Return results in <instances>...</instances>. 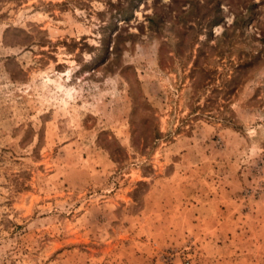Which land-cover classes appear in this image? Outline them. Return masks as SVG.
I'll return each mask as SVG.
<instances>
[{
  "label": "rangeland",
  "instance_id": "374dc122",
  "mask_svg": "<svg viewBox=\"0 0 264 264\" xmlns=\"http://www.w3.org/2000/svg\"><path fill=\"white\" fill-rule=\"evenodd\" d=\"M0 264H264V0H0Z\"/></svg>",
  "mask_w": 264,
  "mask_h": 264
}]
</instances>
